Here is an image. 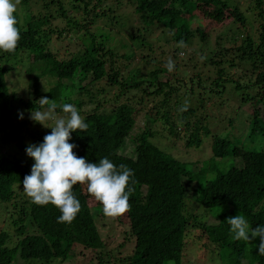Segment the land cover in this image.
Instances as JSON below:
<instances>
[{
	"label": "trees",
	"instance_id": "trees-1",
	"mask_svg": "<svg viewBox=\"0 0 264 264\" xmlns=\"http://www.w3.org/2000/svg\"><path fill=\"white\" fill-rule=\"evenodd\" d=\"M124 3L131 13L117 14ZM18 4L21 39L15 51L0 52V144L26 152L48 134L36 133L40 124L30 119L34 108L42 110L39 100L71 103L88 124L71 134L73 151L86 162L107 157L132 169L134 191L130 210L108 217L102 204L90 205L87 184L78 183L73 193L81 209L71 224L61 223L54 205L34 204L23 191L34 161L0 153V264H183L188 244L210 264H264L259 238L234 240L227 222L240 214L253 229L264 224V113L256 106L264 107V0H250L245 10L236 0ZM196 10L226 28L212 44ZM62 41L74 46L63 55L53 47ZM10 75H19L13 87ZM18 83L25 89L18 91ZM224 95L253 108L243 140H235L240 148L212 133L202 116ZM57 115L65 114L57 108ZM155 132L184 140V149L209 138L210 156L178 160L152 143ZM235 158L242 164L229 163ZM192 208L216 212L215 223L200 221ZM99 223L120 227L123 240L109 243Z\"/></svg>",
	"mask_w": 264,
	"mask_h": 264
},
{
	"label": "clouds",
	"instance_id": "clouds-1",
	"mask_svg": "<svg viewBox=\"0 0 264 264\" xmlns=\"http://www.w3.org/2000/svg\"><path fill=\"white\" fill-rule=\"evenodd\" d=\"M18 2L0 0V52L15 51L21 39L16 15ZM166 67L169 72L173 71L174 62L169 59ZM39 101L42 110L34 108L30 119L50 128L51 132L45 135L43 142L30 144L25 150L34 161L30 174L22 181L25 194L34 204L54 205L61 213L58 217L61 223L71 224L81 209L80 201L73 193L78 183L87 184L88 192L102 204L105 216L119 217L128 212L131 207L129 198L134 191V171L124 165L118 168L107 157L95 163L78 157L73 151L76 145L69 141L73 132L87 131L85 119L71 103L49 104L47 97ZM187 107L185 104L180 110L186 111ZM57 108L65 115L58 116ZM227 222L234 240L250 242L258 237L257 254L264 256V224L253 229L240 214L228 218Z\"/></svg>",
	"mask_w": 264,
	"mask_h": 264
},
{
	"label": "rangeland",
	"instance_id": "rangeland-1",
	"mask_svg": "<svg viewBox=\"0 0 264 264\" xmlns=\"http://www.w3.org/2000/svg\"><path fill=\"white\" fill-rule=\"evenodd\" d=\"M239 8L241 10H245L246 7H248V3L250 0H236ZM19 3V2H18ZM126 3L123 4L122 6V11H118L117 14H123V15H128L131 13V9H129V6H125ZM124 6L126 9H124ZM128 8V9H127ZM17 13L18 14H22V11L19 8V4L17 5ZM126 13V14H124ZM195 14L198 15V18L201 19L203 21V24L206 25V28H208V33L211 36L210 37V43L212 44L215 40V37L217 34H219L220 32L226 30V28L224 29V25L221 27V24L219 23H215V21H210L208 20L206 17H204L202 15V12L200 10H196ZM23 18V16H21ZM224 23H227L228 20L225 17ZM224 29V30H222ZM222 30V31H221ZM53 47L57 48L60 50L61 54L63 55L64 52H66L68 49H73L74 46L69 44L67 41H62L60 43L57 42H53ZM123 51H125L123 49ZM136 55V54H135ZM139 54H137L136 56H138ZM180 56H183V54H180ZM140 57V55H139ZM138 58V57H137ZM159 60V59H158ZM135 63H137V59L133 60ZM145 63V62H144ZM144 64H141V67H143ZM146 68V66L144 67ZM182 68V67H181ZM180 68V69H181ZM148 69V66H147ZM183 71V68L181 69ZM180 70V72H181ZM18 71H21V69H18ZM189 75V72L187 73ZM191 74V73H190ZM195 74V73H194ZM193 74V75H194ZM17 78L19 79V75L15 76V75H10V77L8 79H10V85L13 87L15 85V83L17 82ZM162 80H164V76L160 77ZM43 85H47L45 79L42 80ZM24 84V82H23ZM19 86V90L18 91H22V89H25L24 86H21V83H18ZM21 86V87H20ZM21 88V89H20ZM25 91V90H24ZM220 104L215 107V106H211L208 107V109L206 110V112H204L203 118H205L204 122L207 123L208 127L211 128L212 133H215L217 135H219L222 138L228 139L232 142V147H237L240 148L242 146V142H240L239 144L235 143V140H243L244 136H243V132L242 129L244 127H246L248 124L245 120V117L247 116V113H251L253 108L251 107L250 104H242L239 103V100L237 99V96H234V98H232L229 95H224L220 100H219ZM151 102H147V106H150ZM259 109H263L264 113V107L259 104L256 105ZM240 113V111H242ZM247 111V112H246ZM59 116V115H58ZM263 118H264V114H263ZM141 118L138 119L134 129L135 130H139L140 126H142V122L140 120ZM49 126H51V122H49ZM36 133H43V132H48V134L51 132V129H49V131L47 130L46 127L39 125L36 127L35 129ZM31 138H27L26 141L28 142ZM152 143H154L155 145H159L160 149H162L163 151H165L168 154L173 155L176 159L178 160H189V161H205L210 155V139L209 138H203V142L200 145V147H191L190 149H184L181 144H184V140L183 142H177L175 141V138H171L169 136L164 137V136H160V134L158 132H155L154 136H152L151 138ZM183 148V149H181ZM10 151L13 154H19L20 157H22L23 159H31L30 157H28L26 155V152H22L20 151L18 148L15 147H11V146H5L3 144H0V153H4ZM241 150L236 149V157H241ZM236 159L239 160V162L242 164V161L239 158H235V159H228L229 163L231 162L232 164L235 163ZM225 167H228V164L225 165ZM89 203L90 205H100L101 203L96 201L95 198L93 196H91L89 198ZM189 206H191L193 204V207L196 206L194 203L189 202L188 203ZM99 209V208H95ZM195 208H192L191 211L193 212ZM195 213H197V215L199 216V220L206 222L208 224H212L215 223V220L212 219V215L216 214V212H212V211H205L203 208H198L196 211L194 210ZM110 224V223H109ZM108 224V225H109ZM100 225V223L98 224L99 227V231H101L102 236H104L103 238H108V242H121L123 240V236L121 235V228L118 226H114L112 228L111 225ZM115 228V231H113V229ZM195 234V232H194ZM189 248H187L184 253V259H183V264H210V262H212L210 260V256L208 254H206L204 251L203 253L199 252L197 247H194L192 244H188ZM108 249H114L113 247H108ZM117 253V251H116ZM118 255H126V254H118ZM209 260V262H208ZM80 263V262H79ZM78 263V264H79ZM13 264H23L21 262H18L16 259V262H14ZM35 264H42V263H35ZM81 264V263H80Z\"/></svg>",
	"mask_w": 264,
	"mask_h": 264
}]
</instances>
